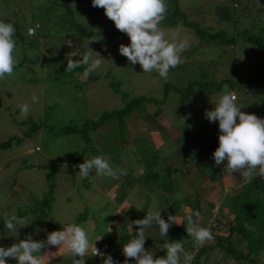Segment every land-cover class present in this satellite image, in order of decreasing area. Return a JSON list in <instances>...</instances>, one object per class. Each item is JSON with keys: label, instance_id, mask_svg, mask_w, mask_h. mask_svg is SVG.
Returning <instances> with one entry per match:
<instances>
[{"label": "rangeland", "instance_id": "obj_1", "mask_svg": "<svg viewBox=\"0 0 264 264\" xmlns=\"http://www.w3.org/2000/svg\"><path fill=\"white\" fill-rule=\"evenodd\" d=\"M220 3V0H177L187 20L213 30L222 28L228 35L264 23V0H238V20L226 23L215 19L213 13ZM71 6L76 20L95 31L91 37L95 39L84 41L85 56L73 29L61 19L59 0L55 3L53 0H0V57L15 63L21 60L19 66L0 75V141L14 137L10 146L0 147V214H10L18 205L46 192V172L51 168L56 170L51 216L63 227L60 238L72 234L97 244L108 232L107 225L111 227L109 230L115 224L120 225L126 211L144 209L145 215L151 218L161 209L163 200L155 189L156 178L151 174L142 175L143 156L139 147H157L167 160L179 164V158L188 160L191 155L183 147L186 149L193 139L197 144L208 142L217 120L226 116L238 130L241 145L232 156L218 158L223 165L222 178L216 182L207 180L193 192L178 179V175H184L174 176L177 177L175 185L182 188L177 197L188 193L199 197L196 225L206 227L208 219L215 217L213 223L218 222L220 232L226 233L228 216L224 218L214 211L212 217L210 210L218 204L221 194L264 171V98L259 99L264 91L253 86L240 92L233 107L230 100L224 97L222 102L219 95L229 97L235 90L223 86L220 94L201 91L189 98L184 112L177 113L179 101L175 90L168 91L165 101L159 99L164 83L179 85V76L184 74L182 70L171 69L175 65L172 61L184 59L183 51L197 45L199 39L180 21L171 25L156 19L142 22L146 12L165 13L166 1L71 0ZM5 15L18 21L20 36L4 29L1 19ZM32 26L35 34H28L27 29ZM112 29L116 32L114 36L108 34ZM59 54H66L74 62H90L92 73L101 76L88 79L77 70H65L64 60L52 59ZM188 56L198 61L218 59L214 74L217 80L226 76L245 78L260 74L264 77V54L241 40L221 49L202 46L199 54L194 52ZM209 63L203 65L212 70L209 75L213 79V65ZM180 67L184 68L183 64ZM120 92L126 95L123 97ZM140 94L151 97V101L144 110L125 115L120 130L116 118L109 117L87 131L90 140L86 142L75 132L55 134L63 125L80 126L87 120H96L104 111L121 107L124 99ZM186 115L188 125L183 123ZM28 119L44 124L30 135H23ZM177 125H182L187 139L175 143L180 135ZM15 136L21 139L17 141ZM78 153L87 161L83 171L75 170ZM188 166L192 171L198 170L191 163ZM24 224L25 218L3 228L8 233H0V264H50L43 257L16 255V248H22L26 241L31 240L35 245L40 239L36 232L24 233ZM186 224L187 229L193 225L190 221ZM172 225H181L179 216L168 223ZM54 240L51 238L50 242L54 244ZM167 242V234L155 228L144 227L141 231L140 244L149 253L163 249L164 259H169L172 253L184 254L180 240L174 239L170 246ZM239 247L246 251L245 243ZM213 251L209 258L220 259V253ZM66 259L65 264H80ZM259 259V264H264V253ZM89 260L86 257L85 262L88 264ZM223 260L225 264H235L229 256Z\"/></svg>", "mask_w": 264, "mask_h": 264}, {"label": "trees", "instance_id": "obj_2", "mask_svg": "<svg viewBox=\"0 0 264 264\" xmlns=\"http://www.w3.org/2000/svg\"><path fill=\"white\" fill-rule=\"evenodd\" d=\"M165 1V13L162 11L146 12L142 22H149L156 19L157 21L171 25L180 21L182 24L191 28L198 36L199 41L197 45L190 47L191 49L188 48L189 50L183 51L182 55H185L184 59L172 61V64H175L174 68L168 66L172 70H182L184 74L179 76V80L181 81L179 85L164 83V92L162 98L159 99L161 102L165 101L169 90H175L178 93L177 100L179 101L176 112L181 113L185 111V106L189 98L194 93H199L201 91L207 94L215 92H219L220 94V90L223 86L227 89L231 88L235 90L236 95H240V92L246 89L248 90L253 86L260 92L264 91V77L260 74L256 76L250 75L245 78L226 76L217 80L214 74L217 68V61H219L218 59L202 61H198V59H188L189 57L193 58V56H188L189 54L192 55L194 52L199 54L202 46L213 45V47L221 49L226 46H232V44H235L239 40L257 48L260 54H264V23L257 26L250 25L249 27L247 26L238 31L236 30L233 34L228 35L226 30L222 28L213 30L211 27L203 26L197 21L187 20L185 14L178 8L177 0ZM220 1H222V3L214 7L213 13L215 19L225 23L228 21L236 22L239 13L238 0ZM53 2L55 3L56 0H53ZM59 4L61 6V19L73 29L74 35H76L81 42V51L85 56L84 50L86 51V48L84 41L87 38H91L92 35L95 34V31L92 30L90 26L83 25L76 20L75 11L71 6V0H59ZM1 20L4 29L11 35L20 36L17 20L9 15H5ZM137 22L139 23L141 21ZM115 33V29L108 31V34L111 36H114ZM36 36H38V34ZM92 39L95 38H91V40ZM86 44H88V42ZM52 59L57 61L64 60L65 70H77L80 74H86L88 79H95L101 76L92 73L91 64L86 60L74 62L71 61L66 54L53 56ZM208 61L211 62L209 64L213 65V79H210L211 76L209 75L212 70H209L208 66L205 68L203 65ZM20 64L21 60L15 63L0 57V75L16 68ZM182 64L184 68L180 67ZM107 73L108 72L104 73V75ZM114 90L117 91L118 89L115 88ZM120 93L123 97L126 95L124 92ZM219 97L222 102L224 97L230 100L232 107L233 105L236 106L235 104L238 102L236 100L237 98L230 99L227 95L224 96L220 94ZM263 98L264 95L259 97V99L262 100ZM124 101L121 107L104 111L96 120H87L82 122L80 126L73 124L63 125L56 130L55 134L75 132L80 134L86 142L90 140L87 131L90 128H96L105 118L109 117L116 118V123L120 130L124 123L123 117L134 113L133 111L144 110L146 104L151 101V97H145L140 94L130 97L127 100L124 99ZM224 117L226 118V116ZM224 117L223 120H217V125L212 131L208 142L197 144L195 139H193L192 142H188V147H186V149L183 147L184 150L191 151V155L188 160L187 158L185 160L184 158H179V161H181L179 164H176L174 160H167L165 155H161L156 150L157 147L155 149H145V146L139 147V153L143 156V160L141 158L144 166L142 175L146 176L151 174L156 178L155 189L159 191L163 200L160 206L161 209L153 214L151 218L145 215L144 209L132 208V210L126 211L120 218V225L115 224L113 229L105 232L99 241V244L105 247V256L107 258L113 261H122L124 264H129L131 261L135 260L136 253L132 252V244L136 242L140 243L141 231L144 227H147L155 228L163 234H167L168 246L172 244L174 239L180 240L182 242V250L184 251V254L181 256L172 253L169 259H164L163 249H159L158 251L155 250L150 253L151 263H153L155 257H162L161 259L165 264H182L185 259H189L191 264H225L223 259L229 256L234 260L235 264H259L260 255L264 253V171L250 176L227 193L221 194L218 204H214V206L217 205L216 214L224 218L228 216L226 218L228 227L226 233L220 232L218 222L210 226L207 233H205V225H196V217L200 207L199 197L196 194L194 197H192L190 193L185 194L183 197H177L180 196L182 188L181 186L178 187L175 185L177 177L174 176L179 173L184 176L181 177L178 175V179L189 186L190 189H193V192L197 191L196 187L202 185L203 182L207 180L216 182L222 178L223 165L219 164L218 158L221 155L232 156L241 145V136L238 130H236V128ZM188 122L186 115V120L183 123L184 125H188ZM25 123L28 126L23 135H30L31 132H34L44 124L42 121L32 119L26 120ZM182 125H177V129L180 130V135L175 139V143L187 139ZM15 138L17 141L21 139L19 136H15ZM165 138L167 139L168 136L165 135ZM11 142H14V137L12 136L4 141H0V147L5 148L10 146ZM193 147L195 150L192 149ZM77 156L79 162L75 170L83 171L86 168L87 161L81 156V153H78ZM190 163L194 165L192 168L198 169L196 172L192 171L188 166ZM55 176L56 170L50 168L46 172L48 185L46 192L42 193L39 197H32L31 201L28 203L18 205L10 214H0V233H8L3 230L7 224L25 218L23 232H36L40 237L35 245L32 244L31 240H28L24 243L22 248L19 249L17 247L16 255L21 254L29 258L33 257L35 259H40L50 246L51 237L61 232L63 229V227H61L62 225H58V222L51 216V204L54 199L53 188L55 185L53 180ZM185 208L189 211H183ZM226 210L227 213H225ZM178 216L181 225L168 226V223ZM189 221L193 225L190 229H187L185 227L188 226L186 223H189ZM159 239H161V241L164 240L162 237ZM18 241L19 239L17 238V242ZM7 243H9V241ZM240 243H245L246 251L241 250V247H239ZM127 246H130V251L124 254ZM194 247L196 248L194 249ZM22 249L27 252L24 253ZM215 249L220 253L219 256L221 258L219 259L217 257V259L214 258L211 260L209 257L211 252ZM10 251H15V249H11ZM145 251L148 252L146 249ZM1 252H3V250ZM85 259H82V264H87ZM3 261H5V259H3ZM14 261L18 262L16 260ZM94 262H96V260L92 258L89 260L88 264H93Z\"/></svg>", "mask_w": 264, "mask_h": 264}, {"label": "crops", "instance_id": "obj_3", "mask_svg": "<svg viewBox=\"0 0 264 264\" xmlns=\"http://www.w3.org/2000/svg\"><path fill=\"white\" fill-rule=\"evenodd\" d=\"M122 200H120V202ZM107 227L109 231L111 227H109V225H107ZM61 235L62 232H59L51 237L55 240L54 244L52 243L53 241L50 242L47 251L42 255L45 262H49L50 264H65V262H67L66 258L68 257L72 262L82 264V259L86 257L90 258L91 248L99 244V241L96 242L97 244L86 242L85 239H80L78 236L72 234L60 238Z\"/></svg>", "mask_w": 264, "mask_h": 264}, {"label": "built area", "instance_id": "obj_4", "mask_svg": "<svg viewBox=\"0 0 264 264\" xmlns=\"http://www.w3.org/2000/svg\"><path fill=\"white\" fill-rule=\"evenodd\" d=\"M29 32H33V28L30 27L29 28ZM133 61H135L133 59ZM229 97L231 99L236 98V94L234 92H232L231 94H229ZM135 251L137 252V254L139 255L138 259L130 264H159L158 262H150V258L148 256H146L142 250V248L136 244L135 245ZM91 253L98 259V261L96 262V264H123L122 262H118V261H113L110 260L109 258L105 257V248L104 246H97L91 249ZM182 264H191L190 260L187 259L185 261H183Z\"/></svg>", "mask_w": 264, "mask_h": 264}, {"label": "clouds", "instance_id": "obj_5", "mask_svg": "<svg viewBox=\"0 0 264 264\" xmlns=\"http://www.w3.org/2000/svg\"><path fill=\"white\" fill-rule=\"evenodd\" d=\"M37 26H38V24H37ZM30 28V27H29ZM29 28L27 29V33L28 34H31L32 32H29ZM32 28H33V26H32ZM33 32H35L34 31V28H33ZM32 34H35V33H32ZM132 61L131 62H133V63H136L135 61H133V59H131ZM215 211V213H217V205H215L214 206V208L212 209V210H210V212L212 213V217H213V212ZM214 213V214H215ZM213 218H215V217H213ZM213 218H211V219H208V221H207V226L205 227L206 229H205V233H207L208 232V230H209V227L210 226H212V225H215L216 224V222L215 223H213ZM211 220V221H210ZM136 244H138L141 248H142V250H143V252H144V254L146 255V256H148L149 258L151 257V255H150V253L149 252H146L145 251V249L142 247V245H140V243H138V242H136V243H133L132 245H133V248H132V252L133 253H136V258H135V260H133V261H131L130 263H132V262H134V261H136L137 259H138V257H139V255L137 254V252L135 251V245ZM101 244H98L97 246H100ZM97 246H94V247H97ZM101 246H103V245H101ZM94 247H92V248H94ZM91 248V249H92ZM105 248V247H104ZM196 247H194V249H195ZM128 251H130V246H127L126 247V249H125V252H124V254H127L128 253ZM106 257V256H105ZM92 258H94L95 260H96V262L98 261V259L91 253V250H90V259H92ZM107 258V257H106ZM111 260V259H110ZM153 260V259H152ZM185 260H187V259H185ZM185 260H183V261H185ZM158 262L159 264H165L164 262H163V260L161 259V258H158V257H155L154 258V260H153V262ZM96 262H94L93 264H96ZM119 262V261H118ZM120 262H122V261H120ZM129 263V264H130ZM124 264V263H123Z\"/></svg>", "mask_w": 264, "mask_h": 264}]
</instances>
